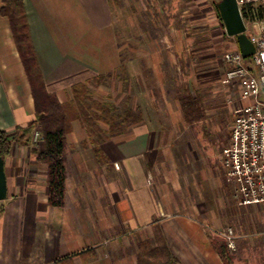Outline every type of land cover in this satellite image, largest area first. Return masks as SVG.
Wrapping results in <instances>:
<instances>
[{"label":"crops","instance_id":"obj_1","mask_svg":"<svg viewBox=\"0 0 264 264\" xmlns=\"http://www.w3.org/2000/svg\"><path fill=\"white\" fill-rule=\"evenodd\" d=\"M24 6L46 87L60 102L71 98L72 85L121 69L123 52L116 25H181L155 8L144 21L138 5L131 8L129 20H124L118 0H24ZM232 38V48L239 50L236 38ZM154 60H146L155 80L153 86L143 81L131 90L133 107L154 114L132 122L130 135L112 145L118 149V155H113L130 167L128 180L121 168L97 159L85 129L73 121L66 134L65 201L63 206H52L48 202L46 164L32 152L33 147L43 149V140L32 137L29 144L13 142L4 158L7 196L0 200V264H137L138 243L153 239L156 223L182 264H222L206 224L217 222L202 209L212 200L172 198L168 192L178 190L181 182L166 144L172 146L178 137L176 130L172 132L176 123L168 112L180 102L177 92L171 93L162 85L160 70L163 75L166 72L152 65ZM250 61L244 63L255 73ZM136 68L132 76L139 77ZM226 85V90L235 86L232 82ZM260 92L264 93V88ZM240 99L243 104L249 102ZM156 111H162V117H157ZM34 116L30 82L10 21L0 13V128L13 134L16 127L26 126ZM218 158L222 164L220 152ZM109 169L114 175L108 179ZM222 169L217 178L216 171L201 165L198 188L202 190L206 181L211 189L217 181L229 191L223 164ZM238 204L243 209L238 206L236 211H229L226 223L234 225L233 242L249 262L254 245L249 241L251 233L244 229L246 209L248 213L253 209L256 220L264 224V202ZM176 206H184L190 215H171Z\"/></svg>","mask_w":264,"mask_h":264},{"label":"rangeland","instance_id":"obj_2","mask_svg":"<svg viewBox=\"0 0 264 264\" xmlns=\"http://www.w3.org/2000/svg\"><path fill=\"white\" fill-rule=\"evenodd\" d=\"M216 1L218 0H118V5L122 7L124 13V20H129L126 18L130 17L131 8L138 5L140 6L138 11L144 21L155 8L164 11L174 22H179L181 25H116L117 38L123 52L122 67L116 73L108 74L102 82H90L88 86L94 99L114 105L118 113H122L126 107L137 111L131 101L132 86H137L138 82L143 81L145 85L153 86L155 80L148 71L146 60H152L154 57L156 60L151 63L165 70L166 73L163 75L159 69L164 83L162 85L171 93L177 92L178 87L184 86V89L193 96L198 94L205 114L202 120L192 124L186 123L181 106L168 112L169 117L176 120H173L176 124L172 127V132L176 130L178 137H175L172 146H168L169 142L166 143L167 149L170 150L174 170L181 176L178 190L169 189L168 192L172 198L187 197L191 200L202 197L208 203L212 200L210 205H202V209L208 217L214 218L217 222V225L211 221L206 222L208 231L219 240L228 243L229 255L225 254L227 263L220 256L222 264H264V224L256 220L253 215L254 210L251 209L248 213L249 208L246 209L247 219L244 229L251 233L249 241L253 243L254 250L249 262H245L244 254L233 242L234 238L231 241L233 246H230L229 239L220 233L228 228L233 230V234L235 233L234 225L229 224L231 225L229 226L226 223L228 213L233 208L236 211L238 206L242 208L234 197L231 186L225 181L230 189L226 192L223 183L216 181L209 189V185L204 181L203 189L198 188L200 180L198 168L201 165L212 173L216 171L217 178L223 172L218 155L228 140L235 109L243 105L239 95V85L232 82L235 86H229L226 90L228 85L223 82V74L226 70L224 54L235 49L232 48L234 39L226 33L219 11L217 12ZM156 57L160 59L157 60ZM163 57H165L164 62H162ZM167 57H170V62L166 60ZM132 59L137 61L132 62ZM250 59L251 56L244 57L245 61ZM251 63L257 72L256 66ZM136 67L140 71L139 77L132 76L133 72L137 71ZM257 97L264 101V93L260 92ZM150 111L151 114L146 110L143 113L141 111L145 120L154 114L152 110ZM156 113L157 117H162V111ZM102 126L107 127L105 124ZM131 126L132 121L124 124L122 132L112 138V145L116 144V140L128 137ZM105 154L110 160L109 164L121 168L128 180L130 167L124 160L119 156L115 157L111 148L106 149ZM165 166L169 167L167 164ZM107 175L109 179L114 175V171L109 169ZM175 208L177 210L171 215H190L188 211L183 210L184 206ZM175 258L177 264H182L178 257Z\"/></svg>","mask_w":264,"mask_h":264},{"label":"trees","instance_id":"obj_3","mask_svg":"<svg viewBox=\"0 0 264 264\" xmlns=\"http://www.w3.org/2000/svg\"><path fill=\"white\" fill-rule=\"evenodd\" d=\"M0 13L9 18L12 34L27 73L35 106L34 119L26 126L16 127L13 134L0 128V156L5 158L11 151L13 142L29 144L36 128L44 147L32 148L37 160L46 164L49 185L48 202L52 206H63L66 193V134L72 129V122L78 121L85 129L92 149L101 163L109 165L105 150L111 148L117 156L118 149L112 146V138L122 132L124 124L141 121V110L134 111L126 107L122 113L114 105L94 99L88 86L89 82L100 83L108 74L97 75L86 82L71 86V98L60 102L54 92H50L42 76L27 21L24 0H0ZM216 5V4H215ZM217 9V7H216ZM247 9L243 16L247 17ZM218 12V10H217ZM183 119L192 124L205 117L198 94L193 96L184 86L177 88ZM102 124L107 127L104 128ZM213 247L226 261L229 255L228 243L209 233ZM137 264H177L159 224H154L153 239H144L138 243Z\"/></svg>","mask_w":264,"mask_h":264},{"label":"built area","instance_id":"obj_4","mask_svg":"<svg viewBox=\"0 0 264 264\" xmlns=\"http://www.w3.org/2000/svg\"><path fill=\"white\" fill-rule=\"evenodd\" d=\"M236 1L242 16L247 9L248 16L243 18L246 33L256 47L251 61L257 72L244 63L239 50L224 54L223 82L238 83L240 97L249 102L235 109L228 140L220 156L225 181L231 186L234 197L242 205H251L264 202V101L257 97L264 88V0ZM39 137L40 129L36 128L33 139L37 141ZM220 233L233 246V230L228 228Z\"/></svg>","mask_w":264,"mask_h":264},{"label":"water","instance_id":"obj_5","mask_svg":"<svg viewBox=\"0 0 264 264\" xmlns=\"http://www.w3.org/2000/svg\"><path fill=\"white\" fill-rule=\"evenodd\" d=\"M216 7L223 21L228 35L236 38L239 51L244 57L251 56L255 50V44L246 33V24L240 12L236 0H218ZM7 196L6 173L4 170V158L0 156V200Z\"/></svg>","mask_w":264,"mask_h":264}]
</instances>
